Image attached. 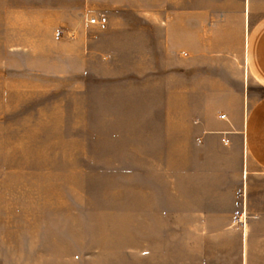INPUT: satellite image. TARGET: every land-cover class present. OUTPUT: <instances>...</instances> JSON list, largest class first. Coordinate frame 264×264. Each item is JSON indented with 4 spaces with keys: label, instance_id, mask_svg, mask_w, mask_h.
Segmentation results:
<instances>
[{
    "label": "rangeland",
    "instance_id": "rangeland-1",
    "mask_svg": "<svg viewBox=\"0 0 264 264\" xmlns=\"http://www.w3.org/2000/svg\"><path fill=\"white\" fill-rule=\"evenodd\" d=\"M196 3L202 32L239 20L247 38L264 16V0H0V264H207L221 233L264 231L244 197L249 154L233 193L199 191L207 155L167 118L169 69L128 56V31L158 47L176 18L162 13ZM237 63L247 113L264 89ZM211 189L231 223L169 222Z\"/></svg>",
    "mask_w": 264,
    "mask_h": 264
},
{
    "label": "crops",
    "instance_id": "crops-1",
    "mask_svg": "<svg viewBox=\"0 0 264 264\" xmlns=\"http://www.w3.org/2000/svg\"><path fill=\"white\" fill-rule=\"evenodd\" d=\"M197 4L162 13L176 18L165 28L160 27L166 39L159 40L158 47L142 49V31L133 27L127 35L128 56H144V63L157 56L162 67L169 69L160 77L166 81L165 111L173 113L167 118L175 122V127L188 120L193 137L207 155L202 163V168H208L207 175L199 191H208L213 184L218 186L217 192L233 193L248 153L252 160L244 185L245 202L251 213L264 218V94L244 113L246 86L237 63L238 55L244 57L252 78L264 89V16L247 38L239 20L236 24H214L208 32H202L199 18L205 11ZM217 192L190 201L186 207L192 215L177 216L169 222L181 223L184 218L194 222L195 213H203L215 223H231L232 205L220 199ZM214 245V250L208 249L206 254L207 264H233V256L234 264H264V231L243 235L224 232Z\"/></svg>",
    "mask_w": 264,
    "mask_h": 264
},
{
    "label": "built area",
    "instance_id": "built-area-1",
    "mask_svg": "<svg viewBox=\"0 0 264 264\" xmlns=\"http://www.w3.org/2000/svg\"><path fill=\"white\" fill-rule=\"evenodd\" d=\"M90 22L96 24L100 28H105L107 25V16L104 14L93 16L90 18ZM224 140L226 141L227 139Z\"/></svg>",
    "mask_w": 264,
    "mask_h": 264
},
{
    "label": "bare ground",
    "instance_id": "bare-ground-1",
    "mask_svg": "<svg viewBox=\"0 0 264 264\" xmlns=\"http://www.w3.org/2000/svg\"><path fill=\"white\" fill-rule=\"evenodd\" d=\"M197 6H199V3L197 4ZM200 7V6H199Z\"/></svg>",
    "mask_w": 264,
    "mask_h": 264
}]
</instances>
